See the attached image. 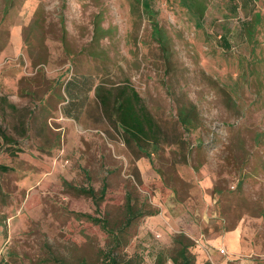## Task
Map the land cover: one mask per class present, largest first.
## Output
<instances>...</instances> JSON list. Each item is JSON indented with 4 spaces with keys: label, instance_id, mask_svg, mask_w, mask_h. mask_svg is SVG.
Masks as SVG:
<instances>
[{
    "label": "rangeland",
    "instance_id": "obj_1",
    "mask_svg": "<svg viewBox=\"0 0 264 264\" xmlns=\"http://www.w3.org/2000/svg\"><path fill=\"white\" fill-rule=\"evenodd\" d=\"M126 84L156 146L96 99ZM0 128V264H173L180 234L195 264H264V0H0ZM102 185L96 210L77 189ZM128 193L157 214L117 243L76 217L116 228Z\"/></svg>",
    "mask_w": 264,
    "mask_h": 264
},
{
    "label": "trees",
    "instance_id": "obj_2",
    "mask_svg": "<svg viewBox=\"0 0 264 264\" xmlns=\"http://www.w3.org/2000/svg\"><path fill=\"white\" fill-rule=\"evenodd\" d=\"M247 32L250 35L249 29H247ZM155 34L158 37L160 36L159 31ZM70 88L71 83L65 87L66 93L69 96H71ZM95 96L102 110L104 112L110 111L111 115L115 117V121L126 138L132 140L137 146L143 143H149L153 146L157 145L159 126L146 110L138 93L130 85L126 84L112 90L99 86L95 90ZM195 121L193 107L179 112V122L183 128H194ZM3 143L15 145L13 139L0 128V150ZM14 149L18 150L17 148ZM11 154H15V152ZM0 168L6 170L3 167ZM77 191L88 197L93 202L96 210H98L100 203L104 199L106 187L102 185L98 192L90 187L79 188ZM156 214L155 212H147L144 206H138L132 203L131 194L128 193L125 197L123 220L116 225V228L111 229L104 219L95 218L88 214H76V217L85 218L89 222L100 226L102 230L108 232L115 239L114 243H117L119 240L118 237L122 235V231L129 227L135 220L146 216L152 217ZM190 247V240L182 234L178 235L173 241L172 254L170 256L172 263L195 264L194 257L189 252ZM205 264L210 263L207 262Z\"/></svg>",
    "mask_w": 264,
    "mask_h": 264
}]
</instances>
